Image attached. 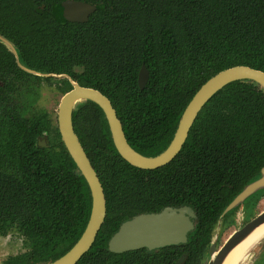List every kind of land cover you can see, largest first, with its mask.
I'll list each match as a JSON object with an SVG mask.
<instances>
[{"label": "trees", "instance_id": "obj_1", "mask_svg": "<svg viewBox=\"0 0 264 264\" xmlns=\"http://www.w3.org/2000/svg\"><path fill=\"white\" fill-rule=\"evenodd\" d=\"M61 1L0 0V18L28 41L26 65L70 75L79 70L81 85L107 96L127 142L144 155L167 145L187 103L212 75L234 65L264 71V0H82L96 5L83 23L63 18ZM141 64L149 74L142 90ZM59 87L65 91L70 83L62 78ZM72 121L107 200L95 241L76 264H172L180 252L107 247L122 221L167 205L196 212L185 264H199L223 209L264 166V92L248 80L213 94L180 152L157 169L136 168L118 154L92 101L76 104ZM30 140L22 124L13 126L12 169L0 173V231L16 228L27 248L8 264H44L63 255L90 212L88 185L62 142L59 151L36 156ZM263 193L248 202L255 205Z\"/></svg>", "mask_w": 264, "mask_h": 264}, {"label": "water", "instance_id": "obj_2", "mask_svg": "<svg viewBox=\"0 0 264 264\" xmlns=\"http://www.w3.org/2000/svg\"><path fill=\"white\" fill-rule=\"evenodd\" d=\"M63 15L70 21H83L94 6L79 1L66 0L61 3ZM148 79V71L141 66L138 72V86L142 89ZM72 88L64 93L58 107V127L68 153L84 177L91 196V211L84 231L78 240L61 256L44 264H76L92 246L96 234L105 218V200L102 185L84 152L73 129L72 112L75 105L84 100L95 102L103 111L112 142L118 154L131 165L152 169L160 167L180 150L188 130L203 105L226 84L237 80H248L258 85L264 92V71L247 65H234L218 71L208 78L193 94L181 114L174 136L169 145L158 155L145 156L134 150L126 140L122 125L116 116L110 100L99 90L80 86L69 79ZM264 190V166L254 180L248 182L242 191L228 204L223 214L243 202L247 197ZM196 215L192 207L165 206L158 212H143L122 222L108 240V250L114 253L146 247H158L185 242L187 233L194 229ZM264 223V210L256 214L246 224L233 231L216 249V239L212 238L208 258L204 264H222L227 253L240 243L255 228ZM213 237V236H212ZM181 256L174 264H181Z\"/></svg>", "mask_w": 264, "mask_h": 264}, {"label": "flooded vegetation", "instance_id": "obj_3", "mask_svg": "<svg viewBox=\"0 0 264 264\" xmlns=\"http://www.w3.org/2000/svg\"><path fill=\"white\" fill-rule=\"evenodd\" d=\"M64 1H66V0H62L60 2V5ZM73 1H79L80 3H87V4L93 5L95 7L93 11L88 13L87 19H88L89 15L91 13H93L95 11V9H96V5H94L93 3H90V2H87V1H82V0H73ZM62 16H63V18L66 21L72 22V23H83V22L87 21V19L83 20V21H70V20H67L65 18V16L63 15V12H62ZM2 20L3 19L0 18V173H2V172L10 173L11 169H12V157H11V154H9V152H10V146H11V136H12L13 126L16 125V126L19 127L21 124L23 125L24 130L27 132V135L31 139L30 142L28 143V145L31 148L30 152L35 154L36 156L39 155L41 150H43V151L52 150L53 151L54 149H56V151H59V145L62 142V138H61V135H60V132H59V127H58V120H57V114H58V107H59V104H60V99H61V97H62V95L64 93H66L67 91H69L72 88V83L70 82L69 79H71L72 81L78 83L80 86H83V85H81L77 81V79L75 78V75H76V73L79 72V70H77L78 72L75 71L72 75H70V74H67V73H58V72H54V71H42V70H39V69H37L35 67H30V66L26 65V63L24 61V57H23V52H22L23 48L22 47H26V43L28 41L25 38H23V33H21L19 30L15 31L14 29H11L10 28V24H9V27L8 26L5 27V24L2 23ZM5 30L8 31V34L10 36L13 33V35L15 36V40H12L6 33H4ZM142 65H144V64H141V66ZM141 66H140V68H141ZM144 67H145V65H144ZM140 68H139V70H140ZM148 76H149V74H148ZM62 78H66L68 80V82L70 83V87L67 90H65V91H62L60 89V87H59V85L61 84V79ZM137 83H138V80H137ZM86 87H88V86H86ZM50 89L56 95L60 96L58 104H57L55 117H52L51 113L48 110H46L45 108H43V107H39L38 108L37 107V105L39 106V104H40L41 91L46 90L45 91L46 93H50L51 92L53 94V92ZM89 101H91V100H89ZM93 103H95V102H93ZM198 113H197V115H198ZM194 121H195V119H194ZM193 122H192V124H193ZM72 124H73V121H72ZM192 124H191V126H192ZM121 125H122V123H121ZM191 126H190V128H191ZM176 128H177V126H176ZM190 128L188 130V133L190 131ZM73 129H74V126H73ZM175 131H176V129H175ZM175 131H174V133H175ZM174 133H173V136H174ZM188 133H187V136H188ZM173 136H172V138H173ZM187 136H186V138H187ZM172 138H171V140H172ZM186 138H185V140H186ZM171 140L161 150V152L169 145ZM185 140H184V142H185ZM184 142H183V144H184ZM62 144H63V142H62ZM183 144H182V146H183ZM182 146H181V148H182ZM64 147H65V145H64ZM181 148H180V150H181ZM65 149H66V147H65ZM180 150L178 151V153L180 152ZM66 151H67V149H66ZM137 152H139V151H137ZM139 153L142 154L141 152H139ZM25 154H28V151L26 149H25L24 155ZM142 155H144V154H142ZM176 155H175V157H176ZM69 156H70V154H69ZM145 156H148V155H145ZM168 163H166V164H168ZM166 164H164V165H166ZM164 165H162V166H164ZM131 166H133V165H131ZM162 166H160V167H162ZM160 167H157V168H160ZM136 168H138V167H136ZM157 168H152V169H157ZM139 169L148 170V169H143V168H139ZM98 179H99V177H98ZM99 181H100V179H99ZM101 185H102V183H101ZM102 190H103L104 200H105V210L107 212V200H106V195H105L103 186H102ZM241 191H239L233 197V199ZM263 194L258 195V199ZM248 198L249 197H247L243 202H241L240 204L235 206L233 209H231L228 212H225L223 214L225 208L228 206L227 205L223 209L222 213L220 214V216H219V218H218V220L216 222L215 228L217 227L218 222L221 219H222L223 223L225 222L226 224L229 223V222H233V217L232 216H233V214H235V212H237V210L240 208V206L242 207V209L244 211V216H243V218H241L237 229L239 227L243 226L244 224H246L251 218H253L255 215L251 216L252 213L248 215V209L252 208L253 205H252L251 202L253 200L251 202H248ZM258 199L255 201V203H254L255 205H256ZM167 206H169V205H167ZM180 206H183V205H180ZM172 207H179V206H172ZM90 211H91V202H90ZM106 212H105V217H106ZM151 212H158V211H151ZM140 213H143V212L136 213V214L132 215L131 217L125 219L124 221H126V220L132 218L133 216L138 215ZM89 215H90V212H89ZM195 215H196V212H195ZM88 219H89V217H88ZM197 220L198 219H197V215H196V218H195V221H194V229L197 226ZM124 221H122V222H124ZM87 222H88V220H87ZM87 222H86V224H87ZM85 227H86V225H85ZM85 227H84V229H85ZM84 229H83V231H84ZM194 229L187 233V238H186L185 242H181V243H178V244L166 245V246L155 248L153 250H148L146 247H141V248L133 249V250L145 249V251L147 253L149 251H151L152 253H158V252L159 253H163L165 249H168L171 252V254L175 253V252H178V253L180 252V255L178 256V258H176L174 260V262L172 264H174L181 256H185L183 262L181 263V264H185L187 262V258H188V255H189V252L187 251V248L185 247V245L188 242V237H189L190 233H192L194 231ZM10 234H16V235H18L21 238L22 249L20 251H17L16 253L9 254L2 261V263H0V264H8L7 262H8V260L10 258L17 257L20 254H22V253L27 251V248L25 246V237L16 228H13V229H10V230L8 229V230H6L5 233L0 231V237H3V238H6V237L10 236ZM96 236H97V234H96ZM212 236H213V234H212ZM211 241H212V237H211L210 241L208 242L207 248L204 251V253L202 255V258L200 259V263L199 264H204V262L208 258V253H209V249H210V246H211ZM107 247H108V245H107ZM219 247H220V245H218L216 247V249H218ZM133 250H128V251H133ZM128 251H125V252H128ZM120 253H122V252H120ZM249 254H250V252H249ZM243 264H245V263H243Z\"/></svg>", "mask_w": 264, "mask_h": 264}, {"label": "rangeland", "instance_id": "obj_4", "mask_svg": "<svg viewBox=\"0 0 264 264\" xmlns=\"http://www.w3.org/2000/svg\"><path fill=\"white\" fill-rule=\"evenodd\" d=\"M51 90V89H50ZM46 90L41 91L40 104L37 107H43L51 113L52 117L56 115L57 104L60 96L56 95L52 90L53 94L46 93ZM264 210V194L258 199L256 205L248 209V215L254 216ZM244 216L242 207L233 214V222L223 223L222 219L218 222L217 227L213 232V239H216V244L221 245L226 237L235 229H237L241 218ZM22 249L21 238L16 234H10V236L3 238L0 237V263L9 255L16 253ZM254 249V250H253ZM245 264H264V238L259 241L250 251Z\"/></svg>", "mask_w": 264, "mask_h": 264}, {"label": "bare ground", "instance_id": "obj_5", "mask_svg": "<svg viewBox=\"0 0 264 264\" xmlns=\"http://www.w3.org/2000/svg\"><path fill=\"white\" fill-rule=\"evenodd\" d=\"M264 238V223L255 228L225 256L222 264H243L251 249ZM254 250V249H253Z\"/></svg>", "mask_w": 264, "mask_h": 264}]
</instances>
